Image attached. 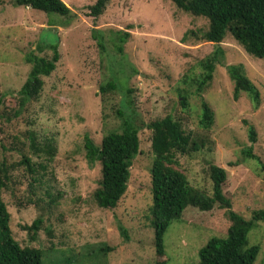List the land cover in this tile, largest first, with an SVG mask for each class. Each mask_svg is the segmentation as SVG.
Instances as JSON below:
<instances>
[{
	"label": "rangeland",
	"instance_id": "rangeland-1",
	"mask_svg": "<svg viewBox=\"0 0 264 264\" xmlns=\"http://www.w3.org/2000/svg\"><path fill=\"white\" fill-rule=\"evenodd\" d=\"M64 1L74 15L48 14L0 0V163L31 154L29 131L40 141L52 138L57 145L46 176L57 195L55 202L47 197L45 185L30 193L22 167L12 168V187L3 191L10 227L20 244L44 249V264H156L150 219L152 130L146 124L169 114L205 141L199 151L179 156V168L190 182L213 194L210 166L218 164L227 171L223 191L233 210L251 218L253 210L263 208L264 169L243 150L253 146L264 162V58L251 55L228 34L220 43L224 56L199 95L194 80L203 70L200 61L217 47L195 37L207 30L206 17L185 12L171 0H111L95 20L88 13L96 0ZM94 28L107 38L104 50L93 37ZM119 29L131 34L123 53L110 40ZM190 30L197 34L183 39ZM57 38L61 52L57 68L44 77L40 96L20 108L18 91L32 65L26 56L33 52L50 57ZM240 63L261 92L259 105L248 92L234 97L227 65ZM111 80L119 88L102 93L100 86ZM128 88L133 91L126 92ZM182 96L187 97L186 107ZM126 98L138 113L140 153L126 193L115 207L101 208L93 198L101 164L87 162L83 140L86 132L98 143L106 132L120 130L118 109H124ZM201 98L215 112L210 128L200 123ZM249 125L256 130L255 142L250 140ZM37 218L42 222L33 238L22 225ZM229 223L226 208L216 206L208 212L189 208L166 231L162 259L167 264L197 261L211 237L227 235ZM248 241L261 245L255 264H264V221L250 230Z\"/></svg>",
	"mask_w": 264,
	"mask_h": 264
},
{
	"label": "trees",
	"instance_id": "trees-1",
	"mask_svg": "<svg viewBox=\"0 0 264 264\" xmlns=\"http://www.w3.org/2000/svg\"><path fill=\"white\" fill-rule=\"evenodd\" d=\"M110 1L96 0L89 6V16L95 20L98 19L105 12ZM171 1L183 11L196 16H204L209 20L207 30L203 32L202 37L195 36L196 31L190 30L184 34L183 39L186 40L189 33H192L197 40L203 39L217 44L216 49L200 61L203 70L200 76L194 80L198 84L199 95L212 80L216 65L221 62L220 57L224 56V49L220 43L228 34H231L248 53L264 58V0ZM14 3L48 14L74 15L73 10L64 0H14ZM130 35V32L119 29L110 36L118 53L124 52ZM93 37L97 39L98 46L104 50L107 43L106 36L98 28H94ZM57 40L58 38L51 44L53 53L50 57L33 52L26 56V60L32 65L28 78L18 91L20 108H24L40 96L45 84L44 77L50 76L57 68L61 59ZM240 64L227 65L229 75L234 81V97L238 99L241 92H248L259 105L261 92L247 76L243 69L244 65ZM118 88L119 84L111 80L102 84L100 91L107 93ZM132 91V88H128L126 92ZM182 97V103L186 107L188 105L187 97ZM201 99L202 117L200 123L204 127L210 128L214 123L215 112L204 98ZM123 107L124 109H118V115L122 120L120 130L106 132L98 143L90 133L86 132L83 140L87 162L90 165L101 164L99 185L93 191V198L101 208L115 207L126 193L133 161L140 153L141 126L138 113L131 107V102L127 98L123 102ZM146 126L152 130L150 219L154 230L156 264H167V260L162 259L166 255L164 237L173 221L181 220L189 208L208 212L214 210L216 206L226 208L228 211L230 223L227 227V235L211 237L200 248L199 259L191 264H255L261 245H249L248 234L259 221H264V207L253 210L251 218H246L233 210L232 201L225 196L223 191L227 171L218 164L213 163L210 166L213 194H208L190 182L187 174L179 168V156L199 151L205 145V141L193 136L191 131H187L183 127L181 119L169 114L161 119L148 122ZM256 134L254 126L249 125L251 142L256 141ZM28 136L30 137L31 154L23 153L17 162L8 163L4 159L0 163V264H44L46 255L44 249L22 246L13 236L10 227L11 213L3 198V191L12 187L10 185L13 182L12 168L22 167L27 178L26 181L29 182L30 193L36 190L38 185H45L50 201L57 200V195L51 191L53 185L49 182V178H46L47 172H49V163L51 165L57 152L55 140L48 138L45 141H40L34 131H29ZM243 153L258 160L264 169V162L253 153V146L244 149ZM38 157H43V161H37ZM31 199L29 197V200ZM41 222L42 219L37 218L32 224L22 226L28 229L34 238ZM120 229L127 236L125 226L120 225Z\"/></svg>",
	"mask_w": 264,
	"mask_h": 264
}]
</instances>
